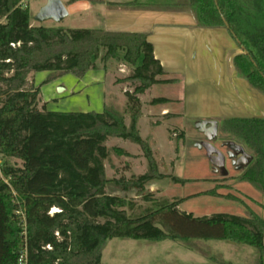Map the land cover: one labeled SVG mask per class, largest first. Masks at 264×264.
I'll return each mask as SVG.
<instances>
[{"label":"trees","instance_id":"16d2710c","mask_svg":"<svg viewBox=\"0 0 264 264\" xmlns=\"http://www.w3.org/2000/svg\"><path fill=\"white\" fill-rule=\"evenodd\" d=\"M21 1L0 0V159L15 193L14 197L0 181V264H18L24 248L15 214L18 207L27 224L28 264H101L102 252L113 239L178 242L203 257L205 264H234L208 248L207 256L198 242L227 241L254 249L258 254L254 263L264 264V234L258 219L223 213L194 217L178 209L183 199L153 200L155 209L130 217L125 201L106 192L109 184L122 192L135 189L142 194L153 180L189 182L158 174L146 141L135 129L139 97L154 85L176 82L162 79L165 73L147 35L32 25V14ZM161 7L190 12L197 28L226 29L241 51L232 60L238 77L264 98V0H181ZM119 52L132 67L125 81L133 90L124 93L125 110L132 114L129 130L108 106L101 113H55L39 108L40 88L28 85L34 73L50 72L57 77L72 73L81 79L96 69V61L104 63ZM166 103L170 101L165 98L150 101L153 106ZM215 122L219 133L242 144L253 157L239 180L263 193L264 118ZM111 135L140 148L147 163L144 174L106 177L109 150L105 143ZM52 209L59 212L50 215Z\"/></svg>","mask_w":264,"mask_h":264},{"label":"rangeland","instance_id":"374dc122","mask_svg":"<svg viewBox=\"0 0 264 264\" xmlns=\"http://www.w3.org/2000/svg\"><path fill=\"white\" fill-rule=\"evenodd\" d=\"M36 0H28L30 14L40 4ZM35 16V15H34ZM33 16V17H34ZM32 17V19H33ZM69 22V19L64 22ZM62 23V22H61ZM60 24V23H59ZM56 23H42L45 27L60 28ZM37 25V23H34ZM103 55V53H101ZM96 69L77 79L72 73L57 74L37 72L30 76L28 85L40 88L39 108L55 113H101L104 110L103 97L108 108L116 111L115 116L122 120L129 130L132 114L125 110L124 93L132 92L133 88L125 78L131 73L132 67L124 63L123 54L102 63H95ZM52 80L45 83L48 79ZM57 77V78H56ZM62 88V91H59ZM260 94V93H259ZM166 95L177 97L179 87H155L146 91L140 98V111L136 119V132L146 141L148 149L156 165L158 174L175 176L188 180L185 184H175L170 179L153 180L139 194L135 189L122 192L112 184L106 192L121 197L125 201L124 210L127 216L137 217L146 209H155L153 200L183 199L178 206L182 212L194 217L213 214H231L245 218L258 219L264 234V192L247 182L239 180L240 172L231 168V139L219 133L218 128L207 125L208 132L200 131L197 124L208 119L209 111L205 105H192L183 108L176 103L168 105L169 113L162 115L158 106L150 105L152 97ZM261 95V94H260ZM199 122V123H198ZM112 132V131H111ZM117 132H121L118 130ZM227 143L229 145H227ZM109 150V158L105 163L106 177H113V168L121 171L124 162L130 163L131 174H144L147 169L140 148L132 143L119 142L112 135L105 143ZM115 146H123L131 153V157H119L114 152ZM236 157L251 156L243 149L235 153ZM241 159L240 161H242ZM3 166L4 160L0 159ZM8 164L20 165V162L7 161ZM147 164V163H146ZM248 164V165H249ZM246 165L245 168L248 166ZM151 195L148 201L144 196ZM204 248L203 253L219 252L224 259L234 264H255L257 253L246 246H238L227 241H198ZM206 247V248H205ZM209 250H208V249ZM146 253L142 259L138 254ZM206 260L171 241H146L113 239L107 243L101 264H205ZM258 264V262H256Z\"/></svg>","mask_w":264,"mask_h":264},{"label":"crops","instance_id":"0c3cea01","mask_svg":"<svg viewBox=\"0 0 264 264\" xmlns=\"http://www.w3.org/2000/svg\"><path fill=\"white\" fill-rule=\"evenodd\" d=\"M60 1L68 12V16L59 24L62 25L61 29H94L113 33L146 34L147 40L153 45L154 57L165 73L162 79L176 80L173 84L154 85L149 90L155 87H179L177 97L162 95L152 99L165 98L170 103L180 105L182 113L180 110L174 115L183 116V108L186 111L192 105L200 104L207 106L209 111L208 119L200 122H215L221 118L264 117L263 96L250 88L244 79L238 77L233 67L232 60L241 51L226 29L197 28L195 18L190 12L167 10L161 7L177 4L181 0ZM35 2L40 5L32 13V17L46 4V0ZM26 4L30 2L21 1V5ZM126 5L161 9H132L125 7ZM27 7L29 8V5ZM68 19L69 22L64 24ZM34 23L32 19V25ZM170 103L157 105L163 116L169 113ZM103 104L104 107L107 106L104 97ZM116 140L130 143L120 138ZM115 148L119 150L116 153L119 157H123L124 152L127 154L124 156L125 159L131 157V153L123 146H115ZM248 160L250 159L245 156L241 170L249 164ZM144 165L147 169L146 162ZM112 169V178H128L133 175L131 174L133 169L127 160L121 171H118V167ZM144 256L146 253L138 254L136 257L142 259Z\"/></svg>","mask_w":264,"mask_h":264},{"label":"water","instance_id":"95a60500","mask_svg":"<svg viewBox=\"0 0 264 264\" xmlns=\"http://www.w3.org/2000/svg\"><path fill=\"white\" fill-rule=\"evenodd\" d=\"M68 16V12L65 6L60 0H46V4L39 9V11L33 17V20L37 24H42L48 21H52L56 24L61 23ZM62 88H59V91H62ZM211 125V128H216V122H201L197 124V128L200 131L208 132L205 127Z\"/></svg>","mask_w":264,"mask_h":264},{"label":"built area","instance_id":"2783aa9c","mask_svg":"<svg viewBox=\"0 0 264 264\" xmlns=\"http://www.w3.org/2000/svg\"><path fill=\"white\" fill-rule=\"evenodd\" d=\"M23 7V6H22ZM14 47V45H12ZM3 166L0 163V181L5 184L8 189L10 190L11 194L15 197V193L13 191V188L10 185L9 182V178L5 177L3 172ZM16 202V201H15ZM17 203V202H16ZM17 206H19V204L17 203ZM55 212H59V210L56 209H52L49 214L52 215ZM15 214L18 216L19 218V229H20V236L22 238L23 244H24V248L23 250L20 252L19 257H18V264H28L27 263V251H26V238H27V224H26V220H25V216L24 213L22 212V210L18 207V209L15 211ZM58 237V234H55ZM47 249H50L49 247H47Z\"/></svg>","mask_w":264,"mask_h":264},{"label":"flooded vegetation","instance_id":"af4514ba","mask_svg":"<svg viewBox=\"0 0 264 264\" xmlns=\"http://www.w3.org/2000/svg\"><path fill=\"white\" fill-rule=\"evenodd\" d=\"M261 118H264V117H261ZM232 142H230V144L232 145L231 146V154H230V158L232 160V163H231V168L233 171H241V173L239 174V178L241 177V175L247 170V168L252 164L253 162V157L245 150L244 146L234 140L231 139ZM227 145H229L227 143ZM238 147V148H237ZM239 148H243L252 158L251 160V163L246 167L244 168L243 170H241L242 168V164L244 162V157H236L235 156V153L239 150ZM241 159H243L242 161H240Z\"/></svg>","mask_w":264,"mask_h":264}]
</instances>
